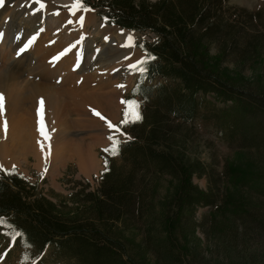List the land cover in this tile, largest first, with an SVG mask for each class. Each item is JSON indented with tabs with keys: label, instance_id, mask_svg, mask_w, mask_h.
Here are the masks:
<instances>
[{
	"label": "trees",
	"instance_id": "obj_1",
	"mask_svg": "<svg viewBox=\"0 0 264 264\" xmlns=\"http://www.w3.org/2000/svg\"><path fill=\"white\" fill-rule=\"evenodd\" d=\"M81 6L106 24L153 35L140 46L144 81L131 91L142 104L140 119L118 141V164L104 157L95 190L86 184L54 202L14 168H0V240L13 243L4 261L20 247L30 263L47 255L62 264H264V245L250 246L264 237V206L251 197L264 199V154L226 163L204 190L193 178L207 171L190 151L197 124L227 146L264 151V87L258 86L260 99L242 93L241 79L222 67L230 58L237 67L264 58V31L250 29L257 13L230 8L227 0H81ZM198 208L222 217L209 218L216 247L222 241L239 247L217 249L215 257L208 248L211 260L202 261L194 237ZM139 220L144 240L134 247L122 229ZM201 232L207 237L204 225Z\"/></svg>",
	"mask_w": 264,
	"mask_h": 264
},
{
	"label": "rangeland",
	"instance_id": "obj_2",
	"mask_svg": "<svg viewBox=\"0 0 264 264\" xmlns=\"http://www.w3.org/2000/svg\"><path fill=\"white\" fill-rule=\"evenodd\" d=\"M24 2L27 3L26 5L34 4V6H37V4L33 3V0H0V12H1L0 38L1 39L3 38L2 37L4 35L3 33L11 34L9 42L5 39L8 42V45H5L4 42L2 43L0 40V49H3V53L6 48L7 51L12 50L13 51L12 55H14L13 57H17L18 54L16 53V51L19 50L29 38L35 36L36 38L34 39L33 43L27 48V50L30 49L31 51H33L34 50L33 45L37 41L36 40L37 37H39L41 33L48 32L49 34L47 38H50V36H53V34L55 33L57 34L63 33V35L61 36L65 40L68 41L70 40L69 43L70 42L71 43L69 48L72 51L78 52L77 59L79 65L81 64V61L91 62L94 59V56L97 55L96 53H98L101 49L103 51L105 49L104 47H106L105 45L106 41L104 40V38L101 37L102 34L105 32V30L115 29L117 31L119 30L118 31L119 33H123L124 31H129L133 34V38H134L133 41L135 43V47L139 54L138 59H136L132 63L134 64L137 61H140L145 56L144 53L140 50V46H142V44L146 42L147 43L153 42L154 40L153 35L150 33H146V32L140 33L130 30H123L116 26L106 24L99 18L97 12L92 9L80 8L79 10H75V15L79 17L82 16L84 19H85L84 16L90 14L94 22L92 25L86 26L85 29L84 28L82 29V26H80L81 30H77V28L75 29L77 23L75 22L76 24H74V20H73L75 15H69V10L71 5L74 3V0H71L70 4L67 3L65 4L63 2L57 3L55 2V0H41V2L45 5V7L43 9H39V8L36 9L35 11L36 13L32 11H23V13H21V9L19 6L23 7ZM47 4L50 7H53L55 4H57V13L60 15L57 17V15L51 14L52 12L51 10L46 12L45 10ZM227 5L230 8L242 9L247 11L248 13H257L256 23L252 25L255 28H250V29L258 33H262L264 31L263 30L264 0H227ZM15 13L16 15L18 14V17L13 22L11 21V15ZM34 14L35 16L38 17H34ZM77 16H75V18H78ZM71 20L73 21V24L69 23V21ZM79 23L81 24V22ZM99 23H102V25H99L100 33H98V30H96V25ZM105 33H107V35L111 34L110 32H105ZM57 34H55V36H59ZM79 37L81 38L78 39ZM47 38L44 37V39ZM79 40L81 41L79 42ZM73 45L76 47L74 48ZM12 60L13 59H8V63H11ZM230 61L231 58L228 59L226 64L222 66L223 69H225L226 72L230 74V76L237 78V80L241 79V81H238L239 84L236 83V85L240 86L242 93L259 98V92L262 91L263 88H259L258 86L261 85L262 87H264V58L254 61L253 63H247L242 67H237V65L234 62H230ZM88 66L89 63L85 65V68H87ZM110 73L111 76L114 77L110 81L106 82L107 86L105 88H102L101 91L111 94L114 99L113 105L115 107L114 106L112 107L111 115L109 114L110 116L109 115L106 116L104 113L100 112L97 108H91L89 110L90 112L89 116L97 120V124L94 127L95 134L101 136V137L99 136L101 140V145L92 148V154L94 155L98 165L96 171L92 172L88 176L82 175L79 173L76 163L67 160L62 165H59L58 168L55 170V172H53L52 165L49 160L46 159L39 161V159L34 158V156L32 155H28L25 158L23 155H21L20 158H18L17 161L13 164H3L0 162V166H2L1 169L9 170L14 168L13 166H15L14 169L18 174H20L30 184H35L37 186L38 193L44 195L45 197H48L54 202H56L58 199L61 198H67L70 194L75 192V189L81 188L86 184L89 185L88 190H95V188L98 187L100 175L104 170V160H103L104 157H107V159H111V160L113 158L112 161L114 162V164L115 165L118 164V161L116 160V156L113 155L111 151H105L106 149L112 148L111 141L108 139V137L110 135H113V133L109 130L108 124L111 123L116 126H121L122 128L123 135L116 134L115 139H117L118 141L128 139L129 134L127 133L129 132L131 133V130L129 129L128 126L130 124L132 125L136 123L137 120H135V122L130 121L122 124V121L124 120V112L127 108V105L123 104L122 101L137 102L138 113L142 106L140 99L137 96L131 94V91L133 87L136 85V83L142 80L141 73L135 71H129V65L119 67L118 69L113 68L110 70ZM117 103L119 104V106H117L118 105ZM68 115L72 117V113L70 111H68ZM203 126H204L203 124L195 125L194 127L191 128L193 129V133L195 135L193 136L192 133H190L192 135L191 145H190V151L192 153V156L193 158L199 160L204 165V168L207 171V174L205 176L193 178L194 184H196L201 189L206 190L208 188V184L210 183V177L220 174L222 167L226 163H232L238 161L241 163L243 160H247L250 158H257V156L259 157L262 154H264V151H262V153H255L256 151L261 152L260 150H256V149L240 151L237 150L236 147L227 146L225 143L219 140V138L215 135L212 128H209L206 125L204 127ZM72 132L74 133V135H79L80 130L77 129V127H75L72 130ZM116 168L119 167L116 166ZM50 170L52 171V173ZM167 180H168L167 178L164 177L161 178V181L164 182L163 185H166ZM75 183H79V184L75 185ZM218 185L220 189L219 193L220 194L222 193V195L224 194L225 196V192L223 188L224 187L227 188L226 184L224 183V181L219 180ZM164 189L165 188L161 189L160 195L158 193L156 197L155 213L157 212V208L159 209L158 203L161 201L160 198L162 197V193L164 194ZM230 189H232L234 192L237 190L233 188ZM251 197L253 200L252 202L258 204L261 203L264 206L263 198L258 197V195L254 193L251 194ZM256 216H258L257 213L253 215L254 218H256ZM211 217H216L217 220H220L222 218L218 214L216 216L211 214V210L207 208H198L194 215V221L197 225L194 237L200 248L199 249L201 252L200 258L202 261L203 259L211 260L209 258L210 255L208 248L211 249L213 253V257H215V253L217 249L218 251H223L224 247L234 249L233 247H235L236 244H238L237 247H239V243L237 242L234 243L232 241H228V242L222 241V244L224 245H222L221 247V245H219L218 243V246L216 247L215 241L212 240L213 239L212 233H214L213 226L209 225V221H210L209 218ZM144 223H145L144 220H139L138 222L130 224V229L128 230L122 229L124 231V236L133 242L132 245L134 247H136L138 243L141 242L143 243L144 239H143L142 229L146 228V226H144ZM202 225H204V228H207V233H208L206 235L207 237H205L201 232ZM250 228L252 230V229H256L257 227L255 226V224H252L250 225ZM159 230L161 229L158 227V231ZM162 232L163 231L161 230V234ZM242 232L244 231H240L239 228V230L237 231L236 238L241 237ZM238 239L239 238H237V241ZM253 239L255 241L254 242L251 241L252 243L250 246L254 247L256 245H264V237H258V238L253 237L252 240ZM12 247H13V243L10 246H8L6 242L0 240V264H62V263L53 262L52 260L48 259L47 255H43V257L39 262L30 263L27 260L23 259L22 255H19L20 247L18 246L17 247L19 249L16 248L14 252L10 254L8 259L4 261L6 250L7 249L11 250ZM230 249H227V251H230ZM153 255L154 254L150 252L148 258L155 259ZM192 263L200 264L198 259L196 261H193Z\"/></svg>",
	"mask_w": 264,
	"mask_h": 264
},
{
	"label": "bare ground",
	"instance_id": "obj_3",
	"mask_svg": "<svg viewBox=\"0 0 264 264\" xmlns=\"http://www.w3.org/2000/svg\"><path fill=\"white\" fill-rule=\"evenodd\" d=\"M55 2L70 4L71 0ZM26 4L24 2L23 7L19 6L21 13H36L39 8L38 5ZM50 10L51 14L57 17L60 15L57 13V4L53 7L47 4L45 11ZM18 14H12L11 21L14 22ZM75 16L73 20L74 24L77 23L74 25L77 30H81L80 26L85 29L94 23L90 14L84 16L82 22L79 20L82 16ZM34 17L38 16L34 14ZM71 23L73 24V21ZM99 25L102 23L96 25L98 33ZM118 31L105 30L111 33L107 35L104 32L101 36L106 41L105 49L97 51L91 62L81 61L80 65L78 52L69 48L71 42L61 36L63 33H55L59 36L53 34L50 38H47L48 32L41 33L33 45L34 50H25L17 57H13L12 50L7 51L6 48L3 53V49H0V96L3 97L0 104L1 163L13 164L21 155L24 158L32 155L39 161L49 160L53 172L67 160L75 162L82 175L88 176L97 170L98 165L92 148L101 145V136L95 134L97 120L89 116V110L97 108L106 116L111 115L114 99L111 94L102 92L101 89L114 77L111 76V69L130 65L139 55L133 34L129 31ZM3 34L0 40L8 45L11 34ZM18 52L19 50L16 51L17 54ZM8 59L13 60L8 63ZM88 63L89 66L85 68ZM68 111L72 113V117L68 115ZM41 123L44 136L38 131ZM75 127L80 130L79 135L72 132Z\"/></svg>",
	"mask_w": 264,
	"mask_h": 264
},
{
	"label": "snow or ice",
	"instance_id": "obj_4",
	"mask_svg": "<svg viewBox=\"0 0 264 264\" xmlns=\"http://www.w3.org/2000/svg\"><path fill=\"white\" fill-rule=\"evenodd\" d=\"M33 3L37 4L39 6V9H43L45 7V5L41 2V0H33ZM81 8V0H74V3L71 5L70 10H69V15H75V10H79ZM81 22L83 20V17L80 18ZM72 21H69V23H71ZM35 37L29 38L24 44L23 46L19 49L18 55L22 54L25 50H27V48L33 43ZM70 50V49H69ZM145 61L141 60V61H137L134 64L129 65V71H135V72H139V73H143L144 69L143 67H141L142 64H144ZM3 101V97L0 96V104H2ZM123 104L127 105V108L124 112V120L122 121L123 123H127V122H135V120L140 119L139 113L137 111V107L138 104L135 101H122ZM41 106L43 105V100L40 101ZM37 115H40V110L38 109V113ZM98 115V113H97ZM108 128L109 130L113 133V135H110L108 137V139L111 141L112 144V148L111 149H106L105 151H111V153L113 155L117 154V149H118V140L115 139V135L116 134H120L123 135L122 133V128L121 126H116L113 125L111 123L108 124ZM5 130H6V125H5ZM38 131L40 132L41 136L45 135L44 132V127L42 125V123L40 124V127L38 128ZM15 168V166H13ZM0 168H2V166H0ZM4 171H7L6 169ZM2 226V225H0ZM18 235V234H16ZM15 238V236H14Z\"/></svg>",
	"mask_w": 264,
	"mask_h": 264
}]
</instances>
